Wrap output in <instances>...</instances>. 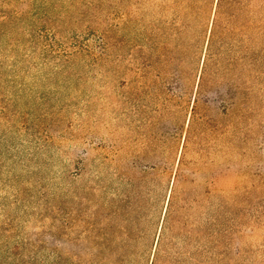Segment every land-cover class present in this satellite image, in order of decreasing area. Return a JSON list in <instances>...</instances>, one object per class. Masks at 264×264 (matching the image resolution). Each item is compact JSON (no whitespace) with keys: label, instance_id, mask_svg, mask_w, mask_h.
Returning <instances> with one entry per match:
<instances>
[{"label":"rangeland","instance_id":"obj_1","mask_svg":"<svg viewBox=\"0 0 264 264\" xmlns=\"http://www.w3.org/2000/svg\"><path fill=\"white\" fill-rule=\"evenodd\" d=\"M160 1L0 0V264H63L86 213L117 190L119 163L146 171L152 230L170 179L187 231L197 204L224 203L208 264H264V33L247 43L252 62L230 40L209 81L201 43L194 63L163 73L145 61ZM229 86L248 93L241 111Z\"/></svg>","mask_w":264,"mask_h":264},{"label":"trees","instance_id":"obj_2","mask_svg":"<svg viewBox=\"0 0 264 264\" xmlns=\"http://www.w3.org/2000/svg\"><path fill=\"white\" fill-rule=\"evenodd\" d=\"M249 1L161 0L155 12L159 18L151 24L154 29L157 23L159 41L154 47L151 37H147L150 50L145 61L154 70L171 67L179 74V67L194 63L201 43V47H205L199 80L205 82L220 73L222 65L226 66L223 62L228 55L224 47L233 40L236 44L232 47L241 48L240 58L252 62L254 58L249 46L257 43V38L251 35L264 33V0H257L258 7L254 11L248 8ZM136 24L134 20V30ZM170 42L172 48H169ZM230 63L227 61L226 64ZM226 93L231 99L230 112L241 111L245 101L248 103L245 90L229 86ZM136 166L133 163L117 165L121 175L118 176L121 180L115 179L119 184L117 190L110 199L97 203L94 213H86L82 242H70L63 264H208L211 260L210 254L221 244L225 232L223 201L212 196L207 199V204H197L198 209L204 210V217L194 223L188 222L193 228L187 231L177 215L179 198L173 192V186L169 188L170 179L166 183L162 181L166 186L164 191L167 190L163 196L166 207L161 224L152 230L149 203L139 192L140 184L147 178L144 176L146 171L142 168L139 170L141 176H131L130 172L135 173ZM165 174L164 169L162 176ZM102 187L104 191L111 188L108 184ZM88 193L90 197L91 190ZM189 249L188 253L184 252Z\"/></svg>","mask_w":264,"mask_h":264}]
</instances>
